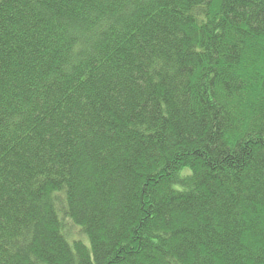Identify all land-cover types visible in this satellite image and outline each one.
<instances>
[{
    "label": "trees",
    "instance_id": "obj_1",
    "mask_svg": "<svg viewBox=\"0 0 264 264\" xmlns=\"http://www.w3.org/2000/svg\"><path fill=\"white\" fill-rule=\"evenodd\" d=\"M0 264H264V0H1Z\"/></svg>",
    "mask_w": 264,
    "mask_h": 264
},
{
    "label": "rangeland",
    "instance_id": "obj_2",
    "mask_svg": "<svg viewBox=\"0 0 264 264\" xmlns=\"http://www.w3.org/2000/svg\"><path fill=\"white\" fill-rule=\"evenodd\" d=\"M0 2H1V0H0Z\"/></svg>",
    "mask_w": 264,
    "mask_h": 264
}]
</instances>
